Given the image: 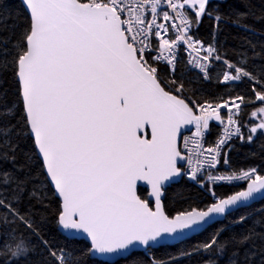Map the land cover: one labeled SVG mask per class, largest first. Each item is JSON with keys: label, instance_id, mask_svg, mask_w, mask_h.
<instances>
[{"label": "snow or ice", "instance_id": "obj_1", "mask_svg": "<svg viewBox=\"0 0 264 264\" xmlns=\"http://www.w3.org/2000/svg\"><path fill=\"white\" fill-rule=\"evenodd\" d=\"M0 264H264V0H0Z\"/></svg>", "mask_w": 264, "mask_h": 264}, {"label": "trees", "instance_id": "obj_2", "mask_svg": "<svg viewBox=\"0 0 264 264\" xmlns=\"http://www.w3.org/2000/svg\"><path fill=\"white\" fill-rule=\"evenodd\" d=\"M226 191L228 190V189H225Z\"/></svg>", "mask_w": 264, "mask_h": 264}]
</instances>
